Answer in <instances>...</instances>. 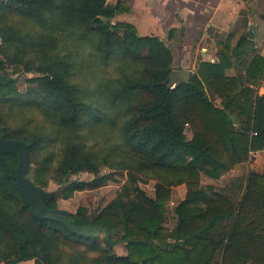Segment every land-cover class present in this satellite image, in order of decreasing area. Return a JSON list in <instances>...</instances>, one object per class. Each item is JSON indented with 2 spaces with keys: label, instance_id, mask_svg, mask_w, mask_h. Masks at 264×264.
<instances>
[{
  "label": "trees",
  "instance_id": "trees-1",
  "mask_svg": "<svg viewBox=\"0 0 264 264\" xmlns=\"http://www.w3.org/2000/svg\"><path fill=\"white\" fill-rule=\"evenodd\" d=\"M125 2L6 0L0 4V136L28 144L30 167L35 165L33 183L45 190L46 170L59 187L70 174L101 165L128 172L121 191L100 210L90 214L83 207L74 213L60 210L54 192L41 204L58 210L63 222L48 213L36 219L29 198L15 186L18 155L3 153L0 246L9 254L2 261L212 264L220 253V264H264V165L260 173L250 171L221 191L200 182L201 175L218 179L245 162L249 151L264 150V94L256 90L264 85V57L246 34L234 45L228 35L217 42L216 64L202 62L187 83L170 86L173 55L163 41L140 37L129 24L113 23L126 10ZM12 20L26 23L33 35L14 27ZM59 36L74 42L81 53L88 50L83 54L85 67L79 65L80 72L88 71L85 87L72 80L69 58L48 57L44 52V46ZM39 43L43 59L37 64L23 61ZM5 63L13 67L11 75L4 73ZM109 65L114 67L113 75L106 77L102 71ZM233 67L239 73L226 76ZM21 72L38 75L27 80L35 86L24 94L15 83ZM23 106L42 111L54 132L37 127L27 135L4 125V110ZM108 125L117 130L113 145L95 138L96 129ZM185 127L191 130V139L185 137ZM83 129H88L93 145L80 137ZM53 142L63 153L52 164L51 154L46 160L39 155ZM29 172L30 168L25 172L28 178ZM141 175L156 181L152 197L136 186ZM105 179L72 181L61 197L97 188ZM180 184L186 187L185 197L174 208L176 224L168 231L162 226L166 204L171 187ZM98 232L105 233L106 248L95 235ZM70 242L84 250L63 256L60 246ZM117 245L126 256L113 253Z\"/></svg>",
  "mask_w": 264,
  "mask_h": 264
},
{
  "label": "crops",
  "instance_id": "crops-1",
  "mask_svg": "<svg viewBox=\"0 0 264 264\" xmlns=\"http://www.w3.org/2000/svg\"><path fill=\"white\" fill-rule=\"evenodd\" d=\"M108 1L115 3L116 0ZM125 1L126 10L116 15L113 18V23L129 24L136 30L138 36L156 37L163 41L172 52V67L175 70L195 73L202 62L216 64L218 62L217 42L223 41L228 35L232 36L231 43L234 45L240 35L246 34L254 44L256 53L264 57V14L258 15L262 23L257 24V13L254 14L253 10L248 9L251 0ZM242 9H246L244 14L241 12ZM230 71H234V74H228ZM237 73H239V69L235 67L225 71L226 76H235ZM256 90L258 95L264 94V85H260ZM214 102L216 106H219L220 100L218 98H215ZM191 138L192 132L189 139ZM263 165L264 150L249 151L245 162L236 165L218 179L201 175L200 182L201 185L206 182L202 185L203 187L211 186L216 191H221L231 180L246 178L250 171L260 173ZM215 181L222 183L219 188H216ZM177 187H183L179 189L180 192L176 196L181 201L185 197L186 187L184 184L171 187V195ZM180 193L181 196H178ZM162 226L171 231L175 224L173 227L169 226L164 217ZM112 251L119 257H124L127 254L126 250L119 246L114 247ZM218 256L221 258L220 253L216 254V257Z\"/></svg>",
  "mask_w": 264,
  "mask_h": 264
},
{
  "label": "rangeland",
  "instance_id": "rangeland-1",
  "mask_svg": "<svg viewBox=\"0 0 264 264\" xmlns=\"http://www.w3.org/2000/svg\"><path fill=\"white\" fill-rule=\"evenodd\" d=\"M110 2V1H108ZM248 9L253 10L254 14H256L257 24L262 23L260 21L261 19L258 17L259 14H264V0H251L249 2ZM241 12L244 14L246 12V9H242ZM241 14V15H242ZM240 20V19H239ZM14 27H19V29L22 32H27L29 35H33L34 30L27 26V24H22L19 20H12ZM238 24V23H237ZM235 32V30H234ZM42 34V33H41ZM44 35V34H42ZM238 35V34H235ZM47 36V35H44ZM237 37V36H236ZM43 38V37H42ZM76 44L74 42H70L63 37H60L54 41L51 40L44 46V52L47 53L48 57L57 56L60 58H69L71 61V66H73V81L76 84H79L80 87H85L87 84L86 79L88 78V71H82L79 70V65L82 67H85L86 64L82 65V63H86L85 59H83V54H87V51H83L81 53L77 47H75ZM42 48L43 44L39 43V46L36 49L28 50L27 56L23 58L24 60H29L33 64L39 63L43 59L42 55ZM5 71L4 73L11 75L13 67L7 63L4 65ZM108 70V71H107ZM103 69V75L106 77H109L113 75L114 67L113 65H109L108 68ZM231 72V73H230ZM228 74H234V71H230ZM236 73V71H235ZM13 76V75H12ZM38 75L36 73H25L21 72L16 77V86L19 89V91L24 94L27 92L28 88H31L32 86H35V84L31 85L27 80L30 78L37 77ZM15 77V76H13ZM2 121H4V125L9 126L10 128H17L22 132H25V134H29L31 131H35V129L43 128L46 132L50 131L54 132V125L50 121V119L47 118L43 114L42 111L37 109L34 106H23L19 108H15L12 110H4V117L2 118ZM37 128V129H38ZM185 137L187 139L191 136V131L188 127H185ZM23 135V134H22ZM82 136V137H81ZM80 137L86 139V144L88 146L93 145L94 141L91 135H89L88 129H83L80 132ZM95 138L97 140H100L101 142L109 143L113 145L115 141H117V130L116 128H113L112 126H104L101 128L96 129V135ZM63 151L61 149V146L59 143H49L44 150L40 152V155L44 160H46L47 154H51L53 159L52 164L54 162H57L62 155ZM35 168V165L32 163L30 167L29 172V178L33 180V170ZM127 171H121V170H115L110 169L107 166L101 165L98 166L96 170H84L78 174H70L68 176V182L63 184L62 187H59L55 182L50 180V172L46 170L42 174V178L47 181V185L45 187V190L47 192H55L57 193L56 197V206L60 210H65L71 213L76 212V210L79 207L86 208L87 213L90 214L92 212H96L106 206L111 200H113L117 193L121 191L123 184H125L127 180ZM98 177H105L106 179L103 181L102 185L97 188H86L81 191H74L70 193L66 198L61 197L62 190L65 186H67L72 181H79V182H90L94 178ZM141 178H138L136 182V186L139 187L141 190H143L148 196L152 197L154 194V186L156 181L153 180L151 177L141 175ZM206 182L202 183L205 184ZM216 188H219V185L222 183L215 181L214 182ZM183 187H177L175 190H173L172 195L170 196L169 201L166 204L165 208V221L169 226H174L175 223V213L173 212L175 206L180 202L179 198H176L177 194H179V189ZM181 196V193L180 195ZM172 203V205H171ZM16 209V207H15ZM98 237V240L100 244L105 247L104 244V238L105 233L104 232H98L95 234ZM62 233L59 235V242H64L62 240ZM62 246V247H61ZM60 250H62V254L67 255L69 257L74 256V251H80L82 252L84 249L80 246H75L74 243H67L61 244ZM122 247L121 245H117L116 247ZM106 248V247H105ZM114 250V248H113ZM9 254V251L5 249L3 246H0V264H4L3 255ZM90 255V254H89ZM91 256V255H90ZM65 258V257H63ZM219 256L216 257L214 260V264H219ZM69 259H66L68 261ZM69 263V261H68ZM21 264H33L32 261H26L22 262ZM67 264V263H66ZM79 264H85V263H79Z\"/></svg>",
  "mask_w": 264,
  "mask_h": 264
},
{
  "label": "water",
  "instance_id": "water-1",
  "mask_svg": "<svg viewBox=\"0 0 264 264\" xmlns=\"http://www.w3.org/2000/svg\"><path fill=\"white\" fill-rule=\"evenodd\" d=\"M6 0H0V4ZM190 72L183 70H175L171 73L169 78V85L175 86L179 83H187L189 81ZM1 79V78H0ZM28 144L17 139H8L4 136H0V160L2 154L6 152H12L18 155L19 160L15 169V186L24 193L30 201V213L31 215L39 219L44 214H52L57 220L62 221L58 215V210L48 209L41 203L49 201L54 197V192H47L43 188L36 186L31 179H29L25 172L30 168V159L28 152Z\"/></svg>",
  "mask_w": 264,
  "mask_h": 264
},
{
  "label": "built area",
  "instance_id": "built-area-1",
  "mask_svg": "<svg viewBox=\"0 0 264 264\" xmlns=\"http://www.w3.org/2000/svg\"><path fill=\"white\" fill-rule=\"evenodd\" d=\"M255 134V133H254Z\"/></svg>",
  "mask_w": 264,
  "mask_h": 264
}]
</instances>
